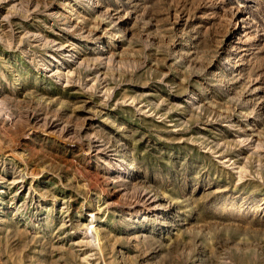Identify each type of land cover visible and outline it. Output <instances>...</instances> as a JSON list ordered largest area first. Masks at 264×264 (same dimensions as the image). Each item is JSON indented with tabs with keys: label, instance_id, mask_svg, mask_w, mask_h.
Instances as JSON below:
<instances>
[{
	"label": "rangeland",
	"instance_id": "rangeland-1",
	"mask_svg": "<svg viewBox=\"0 0 264 264\" xmlns=\"http://www.w3.org/2000/svg\"><path fill=\"white\" fill-rule=\"evenodd\" d=\"M0 264H264V0H0Z\"/></svg>",
	"mask_w": 264,
	"mask_h": 264
}]
</instances>
